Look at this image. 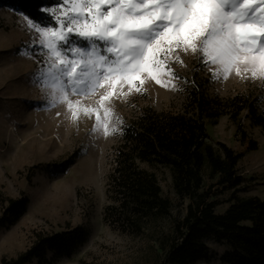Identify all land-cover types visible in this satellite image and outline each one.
<instances>
[{"label":"rangeland","instance_id":"obj_1","mask_svg":"<svg viewBox=\"0 0 264 264\" xmlns=\"http://www.w3.org/2000/svg\"><path fill=\"white\" fill-rule=\"evenodd\" d=\"M58 5L56 0L46 8ZM39 22L53 23L48 13ZM18 8L0 2V264L25 251L38 234L45 235L79 227L84 238L70 256L45 248L40 255L23 264H159L157 240L170 232L173 222L186 212L188 199L179 198L172 186L168 168L155 171L161 194L171 202L168 216L149 223L142 233L122 230L111 216L105 219V208L114 202L108 191V175L113 167L115 145L123 124L138 114L142 107L180 110L185 100L186 78L202 68L209 77L211 95L230 96L251 92L259 98L264 112V79L242 78L233 72L228 79H217L215 65L201 62V53H179L184 64L171 66L178 73L175 88L163 87L152 80L144 84L143 93L135 91L126 98L118 96L110 104L121 122L113 121L118 131L104 135L93 131L95 117L81 115L71 119L66 104L51 106L49 90L36 82V73L44 67L43 53L34 43L35 31L28 27ZM28 53V54H26ZM165 80L170 78L165 76ZM127 92V85L123 89ZM104 89L94 96H72L95 106ZM59 113V114H58ZM242 128L257 141L256 149H248L236 123L227 115L216 123H208V141L226 143L242 157L237 171L243 178L238 194L264 198V128L241 118ZM72 163L64 168L66 160ZM229 190L217 195L216 212H223L229 202ZM25 197L28 202L10 225L3 221L2 211L8 198ZM209 258L198 264H225L220 256L228 248L213 238L206 240Z\"/></svg>","mask_w":264,"mask_h":264},{"label":"trees","instance_id":"obj_2","mask_svg":"<svg viewBox=\"0 0 264 264\" xmlns=\"http://www.w3.org/2000/svg\"><path fill=\"white\" fill-rule=\"evenodd\" d=\"M56 0H0L18 8L35 21L45 17L42 8ZM202 68L186 78L185 100L180 110L142 107L122 127L115 145L108 191L114 202L105 208L122 230L142 233L150 222L168 216L171 202L161 194L155 167L168 168L176 195L188 199L185 214L173 222L170 232L157 240L159 264H198L209 258L206 240L228 246L220 259L225 264H264V198L240 196L243 178L237 171L242 152L222 141H208L206 126L227 115L236 123L248 149L257 141L242 128L241 118L264 128L259 98L251 92L230 96L211 95L209 77ZM72 160L64 162L66 169ZM229 190V205L216 212L217 195ZM27 198H8L3 221L10 225L21 214ZM85 234L79 227L45 235L38 234L25 251L1 264H23L45 248L70 256Z\"/></svg>","mask_w":264,"mask_h":264},{"label":"snow or ice","instance_id":"obj_3","mask_svg":"<svg viewBox=\"0 0 264 264\" xmlns=\"http://www.w3.org/2000/svg\"><path fill=\"white\" fill-rule=\"evenodd\" d=\"M41 11L53 23L26 18L43 53L36 82L51 106L66 104L73 122L94 116L104 135L119 130L114 98L145 92L148 80L176 87L181 52H200L217 79H264V0H58ZM100 89L95 106L71 99Z\"/></svg>","mask_w":264,"mask_h":264}]
</instances>
